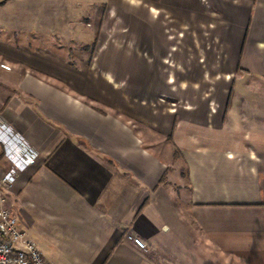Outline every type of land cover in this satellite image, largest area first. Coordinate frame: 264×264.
<instances>
[{"label":"crops","instance_id":"0c3cea01","mask_svg":"<svg viewBox=\"0 0 264 264\" xmlns=\"http://www.w3.org/2000/svg\"><path fill=\"white\" fill-rule=\"evenodd\" d=\"M1 63L0 176L67 264H264V0H0Z\"/></svg>","mask_w":264,"mask_h":264},{"label":"built area","instance_id":"2783aa9c","mask_svg":"<svg viewBox=\"0 0 264 264\" xmlns=\"http://www.w3.org/2000/svg\"><path fill=\"white\" fill-rule=\"evenodd\" d=\"M0 65L6 70L11 68L8 63ZM21 169L15 163L0 176V264H51L36 243L26 235L18 215L8 207L7 192L14 186ZM135 241L145 247L140 238H135Z\"/></svg>","mask_w":264,"mask_h":264},{"label":"rangeland","instance_id":"374dc122","mask_svg":"<svg viewBox=\"0 0 264 264\" xmlns=\"http://www.w3.org/2000/svg\"><path fill=\"white\" fill-rule=\"evenodd\" d=\"M157 148H159L161 153H167L168 154V147H167L166 143L164 145L161 144V146H159ZM174 157H175V159L173 161H175L176 159H179L180 155L177 152H175ZM11 191H12V189L7 192L8 207L17 213L16 206L18 208V205H17L18 202L16 201V199H14L15 197L12 196ZM13 201H14V204H13ZM23 209H25L26 211L29 210L27 205H24ZM48 217L49 216L47 214H44L43 216H41L40 219L34 221V223L31 225V227H30V225H27L26 227H24L26 235L35 241L37 247L39 249H41V251L44 253L46 259L49 260L48 261L49 263H51V264H67V262L64 258L68 259L69 255L64 257L63 253H60V251H55L54 249H52V247L48 248L47 242H46V236H44V234H41L42 230L43 229L47 230L48 226L50 225ZM183 253L185 254V259L187 261H189L190 263H192L195 260V264H227L223 258L222 259L217 258L215 263H213L214 257L212 255H208V256L203 255L204 253H206L205 250H201L200 255H194L193 256L191 250L184 247Z\"/></svg>","mask_w":264,"mask_h":264}]
</instances>
